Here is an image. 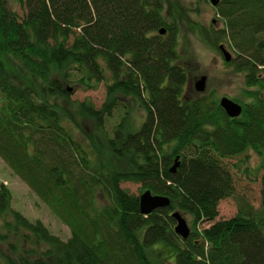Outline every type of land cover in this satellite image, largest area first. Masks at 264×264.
<instances>
[{
    "label": "trees",
    "instance_id": "1",
    "mask_svg": "<svg viewBox=\"0 0 264 264\" xmlns=\"http://www.w3.org/2000/svg\"><path fill=\"white\" fill-rule=\"evenodd\" d=\"M15 1L21 14L0 0V158L70 234L11 209L1 185L3 264H264V0H219L222 26L199 27L214 48L225 42L243 74L236 117L213 91L184 96L162 0ZM70 82H104L105 101L70 100ZM128 97L144 111L139 124L129 122ZM248 149L260 158L258 207L236 196L223 161ZM123 182L170 204L143 214L140 193ZM233 196L236 212L219 218L220 200ZM174 209L191 217L187 238L174 231ZM156 243L169 255L158 257Z\"/></svg>",
    "mask_w": 264,
    "mask_h": 264
},
{
    "label": "rangeland",
    "instance_id": "2",
    "mask_svg": "<svg viewBox=\"0 0 264 264\" xmlns=\"http://www.w3.org/2000/svg\"><path fill=\"white\" fill-rule=\"evenodd\" d=\"M12 5L21 14L22 9L18 2L12 0ZM163 14L168 22L176 27V50L178 54L177 63L181 65L187 75V82L184 85V96L194 97L199 91L195 90L194 83L202 75L205 76L204 92L213 91L219 100L222 96L230 99H244L245 89L244 77L241 72L235 70L232 64L225 61L218 48L211 46L200 34L199 27L204 29L220 28L215 6L210 0H162ZM233 56V52L225 45ZM70 91V100H89L96 108H99L106 99V86L100 82L94 88H85L76 83L65 84ZM202 91V92H203ZM235 101V100H234ZM65 100L60 101V106L65 105ZM125 102H130L129 122L139 124L144 116L142 107L137 100L132 97L125 98ZM116 115V116H115ZM112 122L117 121L118 114L115 113ZM81 125L82 122L80 121ZM86 128V125L83 124ZM233 174L235 194L242 195L250 201L254 207L260 202V176L262 171H257L256 167L260 161L257 153L248 149L247 151L223 159ZM5 186L10 192V208L18 210L30 220H40L48 229L61 239L68 238L70 232L43 203L35 193L8 167L0 158V186ZM122 187L129 192L139 194L140 184L134 182H123ZM236 196L220 200L218 204L219 218H228L237 210ZM178 210L185 218L187 225L191 227V217ZM206 223H201V226ZM21 247L32 245L30 241H19ZM158 257L169 255L170 251L166 244L156 243L151 246ZM154 249V250H153ZM8 253L5 243H0V264H3V254Z\"/></svg>",
    "mask_w": 264,
    "mask_h": 264
},
{
    "label": "water",
    "instance_id": "3",
    "mask_svg": "<svg viewBox=\"0 0 264 264\" xmlns=\"http://www.w3.org/2000/svg\"><path fill=\"white\" fill-rule=\"evenodd\" d=\"M218 1L219 0H210L211 4L214 6L217 5ZM165 31L166 29L163 26L159 29L160 34H164ZM218 49L225 61H230L232 59V55L230 51L227 50L223 44H219ZM204 82H205V76L202 75L194 83L195 90L202 92L204 90ZM218 102L220 107L230 117H236L241 113L242 110L241 104L234 101L233 99H230L226 96H222ZM177 165L178 164L175 161L174 164L171 166L170 170L174 172ZM138 199H139V209L140 212L143 214H148L157 208L168 207L170 204V199L167 196L160 194H153L149 189H145L142 192H140V194L138 195ZM170 215L175 221L174 231L181 238L183 239L187 238L190 233V229L187 225L185 218L177 210L173 211Z\"/></svg>",
    "mask_w": 264,
    "mask_h": 264
}]
</instances>
